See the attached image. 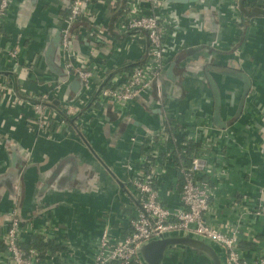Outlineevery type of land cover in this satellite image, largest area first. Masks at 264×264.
<instances>
[{
  "label": "crops",
  "instance_id": "obj_1",
  "mask_svg": "<svg viewBox=\"0 0 264 264\" xmlns=\"http://www.w3.org/2000/svg\"><path fill=\"white\" fill-rule=\"evenodd\" d=\"M228 1L163 7L160 16L170 22L167 44L172 48L161 79L163 104L151 91L119 112L96 100V94L116 76L147 62L148 42L144 33L122 28L127 0H91L86 16L72 25L69 44L70 52L88 62L90 89H82L71 103L63 100L65 86L54 95L48 105L65 126L54 128L48 139L31 130L33 112L22 102H36L59 84L45 73L44 54L55 34L61 36L72 0H37L23 28L16 15L24 0L12 1L0 25V237L7 226L2 223L14 215L31 246L32 233L44 235L51 248L38 251L51 253L55 264H91L103 230L112 239L121 238L136 212L126 189L124 162L135 161L143 151L130 139L159 133L169 121L175 132L197 133L207 140L214 195L206 221L227 231L239 224L240 249L250 260L264 248V12L257 8L264 7V0L239 1L237 15L226 9ZM146 8L143 14H149ZM15 47L21 65L35 64V73L10 71L4 52ZM62 55L60 41L59 66ZM170 65L173 80L166 75ZM229 70L245 79L225 75ZM247 82L243 111L234 119ZM78 101H86L85 107L75 106L73 116L63 113ZM216 107L224 129L213 124ZM91 110L96 111L94 119ZM181 139L178 135L176 140ZM197 144L194 153L202 148ZM184 154L174 153L176 164L189 163L178 157ZM165 184L175 193H160V198L177 208L182 179L172 166Z\"/></svg>",
  "mask_w": 264,
  "mask_h": 264
},
{
  "label": "built area",
  "instance_id": "obj_2",
  "mask_svg": "<svg viewBox=\"0 0 264 264\" xmlns=\"http://www.w3.org/2000/svg\"><path fill=\"white\" fill-rule=\"evenodd\" d=\"M12 1L0 0V25L8 17ZM239 1L229 0L225 4L226 9L233 15H237ZM90 2L91 0H72L64 17V28L61 30L65 74L67 77L78 78L85 92L90 89L92 74L86 68L88 62L70 52L69 44L74 39L71 27L80 18L86 16V7ZM143 7H147L149 14L142 13ZM163 7L162 0H127V7L122 17V28L128 33L140 32L146 35L148 59L147 62L135 66L130 72L116 76L109 86L101 87L96 94V100L100 103L109 104L117 111L124 112L149 92L155 91L159 103L163 104L161 79L167 65V56L172 52V48L167 44L170 22L160 16ZM172 22H176L174 18ZM4 56L14 75L31 74L37 70L35 64L29 68L21 65L17 47L5 51ZM64 86V83L55 85L50 93L37 98L36 102L27 100L22 102V105L29 106L33 112L29 127L36 136L48 139L54 133V128H64L65 123L59 112L48 105L54 95L60 94ZM86 101L84 103L78 101L79 105L65 106L63 113L67 116L75 115L77 113L75 106L83 108ZM95 112L91 110L93 119L96 117ZM80 123L79 120L78 127ZM173 126L171 123L169 128ZM203 126H207V123ZM206 128H202L203 131ZM178 135L182 137L179 142L176 140ZM205 140L206 138L197 133H186L183 130L171 133L167 131V128L156 134L145 133L142 137L134 136L130 139V143L135 145L136 149L143 151V154L135 161L130 159L124 162L125 171L129 175L126 189L129 196L134 199L136 212L127 220L128 231L121 234V238L112 239L108 231L103 230L92 250L91 264H143L138 253L141 245L151 240L184 234L202 239L217 247L222 255L223 264H264V248L252 260L241 251L242 228L239 224L227 231L206 221L210 201L214 195L210 187V179L214 177V173L209 169L206 161L204 146H207V140ZM187 141L194 144L199 142L202 148L191 155L189 163L176 164L174 153L180 151L184 154ZM171 166L178 171L182 179L177 208H169L160 198V193H175L174 188L165 187L166 175ZM7 221L6 229L0 237V250L2 249L0 264H55L57 262L51 253L42 255L30 245L31 239L25 238L26 231L21 227L20 218L11 215ZM31 235L43 242L47 241L44 240L42 233L34 232ZM191 253L193 252L190 250L180 248L169 249L164 254L163 264H170L169 262L175 259L183 260ZM191 256L196 257L194 261L203 259L196 253Z\"/></svg>",
  "mask_w": 264,
  "mask_h": 264
},
{
  "label": "water",
  "instance_id": "obj_3",
  "mask_svg": "<svg viewBox=\"0 0 264 264\" xmlns=\"http://www.w3.org/2000/svg\"><path fill=\"white\" fill-rule=\"evenodd\" d=\"M209 1L210 0H164L163 6L167 7L170 4L190 5L197 3H206ZM36 2L37 0H24V2L18 7V12L16 15L17 16L16 23H18L20 27L23 28L26 26L28 19L27 17L34 10L36 6ZM204 9L207 10V8ZM206 19L209 20L208 17ZM60 41H61L60 32H57L46 48L44 54L45 73L49 74L52 77H55L58 83H64L66 90L64 93L63 100L66 103H71L72 100L79 95L80 91L83 88L82 86L83 84L78 78L67 77L63 65L59 66L57 64L56 56L59 50ZM172 68L173 65H170L166 73L167 78L170 80H173ZM224 74L232 77L237 76L239 78H242V80L245 79L242 74H239L238 72L232 70H229ZM249 90H250V86L249 83L247 82V84L243 88L242 94L238 101L234 119H238L239 116L241 115ZM70 93L72 94L70 95ZM213 124L219 127L220 129L226 128V124L222 123L219 117L218 107L215 108ZM10 217L11 216H7L6 219ZM4 221L5 223L2 224H8L7 220ZM174 248L190 250L198 255H201L208 261L209 264H223L222 255L217 247L202 239H198L186 234L165 237L157 240H151L141 245V247L138 250V253L143 264H163L164 254L169 249H174Z\"/></svg>",
  "mask_w": 264,
  "mask_h": 264
},
{
  "label": "trees",
  "instance_id": "obj_4",
  "mask_svg": "<svg viewBox=\"0 0 264 264\" xmlns=\"http://www.w3.org/2000/svg\"><path fill=\"white\" fill-rule=\"evenodd\" d=\"M241 1V0H240ZM255 1H258V0H255ZM250 8H253V5L252 6H250ZM257 8H259L260 9V11L263 13L264 12V7H257ZM247 13H249V12H247ZM169 126H170V123L169 122H167L166 123V125H165V127L167 128V131H169V132H174L175 133V130H172V128H169ZM198 145V144H197ZM196 144L194 145V143H192L191 141H187L186 142V151H185V154L184 155H182V156H178L179 158H182V159H185V158H187L186 160H190V157H191V155L198 149ZM175 162H176V160H174ZM34 242L35 243H33V247L35 248V249H37L38 250V248H40V250H46V249H50L51 248V244L48 242V241H46L45 243H42L41 242V239H39V238H34ZM192 252V251H191ZM191 255H194V252L193 253H191ZM191 255H189L188 257H186L185 259H179V260H172V261H170L169 263L170 264H208V262L205 260V259H202V260H200V261H194V259L196 258V257H193V256H191ZM196 255H198V254H196ZM199 256H201V255H199ZM201 257H203V256H201ZM198 259V258H197Z\"/></svg>",
  "mask_w": 264,
  "mask_h": 264
},
{
  "label": "rangeland",
  "instance_id": "obj_5",
  "mask_svg": "<svg viewBox=\"0 0 264 264\" xmlns=\"http://www.w3.org/2000/svg\"><path fill=\"white\" fill-rule=\"evenodd\" d=\"M203 259H205L204 257H202ZM206 260V259H205ZM207 261V260H206ZM208 262V261H207ZM209 264V263H208Z\"/></svg>",
  "mask_w": 264,
  "mask_h": 264
}]
</instances>
